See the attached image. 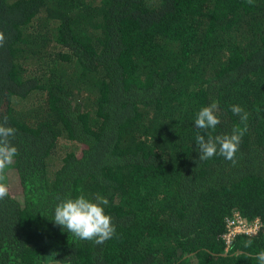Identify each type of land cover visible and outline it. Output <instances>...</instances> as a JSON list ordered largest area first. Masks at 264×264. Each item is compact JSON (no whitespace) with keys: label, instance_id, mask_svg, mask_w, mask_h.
<instances>
[{"label":"trees","instance_id":"obj_1","mask_svg":"<svg viewBox=\"0 0 264 264\" xmlns=\"http://www.w3.org/2000/svg\"><path fill=\"white\" fill-rule=\"evenodd\" d=\"M0 32V123L19 153L0 264H259L264 0H0ZM212 102L213 136L243 127L232 105L249 113L235 164L199 160L194 122ZM81 194L109 202L104 244L53 220ZM237 216L263 226L226 239Z\"/></svg>","mask_w":264,"mask_h":264},{"label":"clouds","instance_id":"obj_2","mask_svg":"<svg viewBox=\"0 0 264 264\" xmlns=\"http://www.w3.org/2000/svg\"><path fill=\"white\" fill-rule=\"evenodd\" d=\"M247 2L249 5L253 4V0H247ZM5 42V36L0 32V47ZM231 112L239 116L243 127H234L231 134L213 136L210 130L216 129L221 123L217 103L212 102L199 110L194 122L195 127L204 132V134L198 133L195 137L199 160L205 161L220 155L233 164L236 163V153L247 131L249 113L240 105H232ZM7 121L8 117L4 116L3 122L0 123V200L6 198L9 192L7 185L3 182L6 169L19 155L17 147L12 143L17 130L9 126ZM108 203L107 198L99 194L94 200L83 194L76 198L69 197L56 205L53 220L56 225L61 226L79 240L92 241L96 245H101L116 235V226L112 222V217L105 212V206ZM252 244L253 240L248 239L244 241L243 246L249 248ZM255 259L259 264H264V250H261Z\"/></svg>","mask_w":264,"mask_h":264},{"label":"built area","instance_id":"obj_3","mask_svg":"<svg viewBox=\"0 0 264 264\" xmlns=\"http://www.w3.org/2000/svg\"><path fill=\"white\" fill-rule=\"evenodd\" d=\"M263 226V222L260 218L254 217L252 218V221H246L240 217H235V221L230 220L228 221V228L230 229L225 237L226 239H229L234 235L236 232H246V233H256L258 230H260ZM264 227V226H263Z\"/></svg>","mask_w":264,"mask_h":264}]
</instances>
